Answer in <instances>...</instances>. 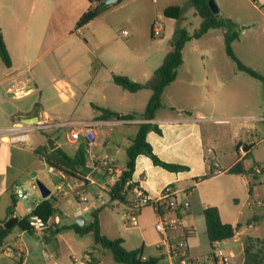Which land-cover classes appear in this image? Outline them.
<instances>
[{
  "label": "crops",
  "instance_id": "crops-1",
  "mask_svg": "<svg viewBox=\"0 0 264 264\" xmlns=\"http://www.w3.org/2000/svg\"><path fill=\"white\" fill-rule=\"evenodd\" d=\"M4 1L0 0V15H2L0 32L10 55L11 65L9 67L0 65V127L10 126L15 121H23V118L28 117H36V121L49 126L33 131L26 147L0 144V180L3 183V190L12 189V185L14 187L15 184H18L15 183L17 179L27 180L25 178L26 171L34 170L33 172L36 173L37 177V169L39 168L38 171L44 170V167L56 176L55 182L64 179L65 182L63 180L61 182L72 188H78L81 183H84L83 180L66 176L58 170H50V167L33 152V149L38 145H47V140L51 137L56 147H61L70 155L74 154L77 146L71 149L60 142V135L63 132H65L66 140L69 143L74 142L68 139L71 126L59 127L54 125L65 121H88L93 124L95 136L91 150L94 149V152L90 151V154H88V165H92L93 162L97 165L101 157L109 155L112 157L114 165L119 169H123L127 161L126 148L130 143V139L137 132L138 123L143 120L140 118H100L98 110L93 105L111 107L110 101L113 93L117 92L112 81L114 69L119 72L123 71L118 68L121 67L120 59H128L131 62L135 60L134 65L140 71L142 66L137 62L141 51L138 49L137 53L130 54L129 48L131 46L127 41H122L125 45H121V43L109 45L112 39L109 41L103 40L96 34L98 42H95L96 45L94 46L91 40L84 36V30L88 29L93 23L94 28L95 20L105 13L75 30V22L90 5L89 0H54L50 5H47V0H42L35 14L30 12L26 15L25 11L22 12V6L19 5L18 1L15 2V5H7ZM194 14H197L196 11ZM184 18V15H182L180 19L183 20ZM94 29L95 31H103L101 27ZM212 30H208L196 39L208 36ZM244 31L245 26H243L239 35ZM91 35L93 37L94 32ZM188 42L185 43L182 49V63L177 69L176 78L164 88L161 107L156 111L154 118L149 120L158 126L160 132L150 130L146 134V140L160 159L170 163L186 165L188 168L181 171H169L153 164L148 156L139 154L135 159L131 181L150 199L159 198L163 187L171 184L176 191V201L179 204L188 203L186 209L179 207L177 213L182 219L183 226L191 227L193 229L191 236H195V218L203 216L202 210L209 205L218 207L223 222L232 225L240 223L237 216L231 220L233 215L230 212L226 213L224 217L220 204L215 200H209L211 199L209 194L202 190L197 191V186L199 183L205 182L218 174H225L226 170L242 156L238 155L235 148L234 157L224 167L220 166L217 161L221 156L215 150V141L205 142L199 119L191 114V110L194 109L192 98L198 92L199 86L193 82H187L189 78H196L195 73L190 72L186 65L184 49ZM170 46H172V41ZM208 58L210 57L208 56ZM220 61L225 63V71L228 73V77L230 75L238 76V71L235 69L232 60L231 63L223 58ZM142 75V77H147L146 72ZM131 77L142 83L152 79L143 78L147 80H140L142 78ZM151 93V88H145L134 93L128 92V95L123 93L122 96L127 100L128 108L126 112L118 113H141ZM95 99H99L100 102ZM87 106H90L93 110L91 118L84 119L73 116L78 108ZM105 125L119 126L117 129L119 138L116 140L109 139L102 143L95 141L99 133L98 127ZM77 126L79 125L77 124ZM80 142L82 143L83 140ZM119 153L122 156L124 154L125 158L119 160L116 156ZM24 156L27 158V163H22V166L19 167L18 163ZM217 166H219V170L216 173L215 168ZM94 171L100 172L98 168H95ZM210 171L213 173L212 176L195 180V178H200ZM39 179L45 183L43 174L39 175ZM101 181L95 179L94 183H89L87 187L84 186L86 199L83 200L86 201L90 196L92 199L87 208L95 209L99 207L96 214L101 232L104 235L108 233L106 236L109 238H121L123 246L128 250L141 248L144 258L146 256L160 257L159 264L165 260L172 264L173 261L167 255L163 237L154 228L157 218L153 208L150 205L141 207L137 215V224H130L123 215L128 210L127 205L117 200H110L107 192L108 188L101 186ZM11 193L15 196L16 201V195L12 191ZM70 194H72V191H70ZM72 195L74 196V194ZM74 197L78 199L76 196ZM12 202V198L10 202L7 200L2 202L0 220H7L11 216L21 217L15 210L16 203L13 214L7 217L6 208ZM58 208L61 214L56 215L59 220L57 226L55 225L41 232H57L58 227L66 225L61 221L64 216L68 217L69 215L63 211L59 203ZM83 211L82 208L77 207L72 211V216L78 219L83 216ZM186 213L188 215L187 220L185 219ZM118 215L122 217L124 226L128 227L129 225L133 229H138V231L122 228L118 223ZM91 219L90 213L89 221ZM84 220V224L89 222L86 218ZM139 225L140 229L137 227ZM251 225L249 224L248 227ZM246 228L247 226H242L231 238L235 244L226 248V251L233 252L232 257L240 253L241 262L239 264L242 263V238L246 235ZM60 231L58 233L62 236ZM150 231L152 235H149ZM36 232L38 231L33 234ZM24 233L28 232L19 230L20 235H24ZM180 233L181 228H178L168 233V236L175 238ZM43 237L46 238L45 235ZM97 247L98 245L95 246V249ZM150 247L154 248V252L146 250ZM22 249L25 250L22 246L10 245L5 253L10 258L8 264H19L22 258L20 256ZM85 252L91 254V260H94V264H96L99 259L94 250L85 249L81 252V255ZM56 255L55 257H57ZM46 257V259H43L44 264H58L54 256L46 254ZM73 257L77 256L72 255L71 259ZM27 262L28 257L21 261V264H27ZM99 263H101V260H99ZM90 264L92 263L90 262Z\"/></svg>",
  "mask_w": 264,
  "mask_h": 264
},
{
  "label": "rangeland",
  "instance_id": "rangeland-1",
  "mask_svg": "<svg viewBox=\"0 0 264 264\" xmlns=\"http://www.w3.org/2000/svg\"><path fill=\"white\" fill-rule=\"evenodd\" d=\"M17 1L22 6V12L25 11L26 15L30 12L35 14L42 0H5L4 2L7 5H15ZM52 2L54 0H47V5ZM215 2L221 16H228L237 23L239 33L245 26V31L232 42L233 52L242 63L264 76V0H215ZM174 4L182 6V15L185 17L183 20L163 16V8ZM194 12L189 0H156L155 2L152 0H120L112 4L103 16L95 20L94 28L101 27L103 31H95L93 23L84 30V36L89 38L94 46L95 42H98L96 38L98 36L107 41L112 39L109 45L117 43L123 45L122 41H127L131 46L130 54L137 53L139 49L141 55H138L137 63L142 66L140 71L134 65L135 60L131 62L128 59H120L121 67L118 68L123 71L119 72L114 69V72L127 75L132 80L134 79L131 76L147 80L143 78L151 79L153 77L154 69L161 64L163 57L171 49L173 32L180 27L191 33L199 27L201 18ZM1 20L2 15H0V22ZM154 24L161 28L159 34L152 33ZM92 32H94L93 37ZM184 56L189 71L194 72L196 77L187 79V82H193L199 86L198 92L192 98L194 109L191 110V114L199 119L205 142L215 141V150L221 156L217 161L220 166L224 167L234 157L235 144L238 142L252 144L250 153L243 158V165L247 170L245 174L234 175L228 172L218 174L199 183L197 191L202 190L209 194V198H211L209 200L218 202L224 217L226 213L230 212L233 215L231 220L237 216V220L243 226H247L246 221H249L253 212L264 215V83L242 71H238V76L230 75L228 77L225 63L220 61L223 58L231 63V59L224 49L221 28L213 29L208 36L201 39L192 38L189 40L184 49ZM0 65L2 67L4 65L1 59ZM144 72L147 77H142ZM113 87L117 92L113 93L110 101L111 107L103 108L126 112L128 102L122 95L123 93L128 95V92L115 84ZM95 100L100 102L99 99ZM92 111L90 106L80 107L73 116L89 119L93 116ZM97 112L102 113L101 110ZM118 127L116 125L99 126V133L95 141L102 143L109 139H118ZM82 140L85 142L84 139L79 138L73 143H69L66 140L65 132L60 135V142L71 149L78 146ZM27 145L28 142L23 146ZM91 151L94 152V149ZM116 156L119 160L125 158V155L122 156L121 153ZM22 163H27L25 156L19 161L18 166L21 167ZM218 168L219 166L215 168L216 173ZM38 169L37 177L39 178L40 174L44 175L45 183L51 190V194L57 197L60 207L69 215L68 217L64 216L61 223L70 225L76 222L72 211L77 207L84 210L82 217L89 221L92 209L87 208V205L92 198L89 196L86 201L76 199L70 194V189L66 184H64V196L59 195L56 186L61 180L65 182L64 179L55 182L56 176L53 175V172H48L45 167L44 170L38 171ZM33 171H26L25 178L27 180L17 179L15 182L28 193L25 199L16 197L15 210L21 217L27 214L28 208H33L42 199L31 176ZM33 183L34 185H32ZM2 184L0 180V206L4 200L11 201V191L13 192V185L12 189L3 190ZM249 190L251 191L249 192ZM118 216V223L122 228L138 231L129 225L128 227L124 226L122 217ZM185 219H188L187 213ZM195 219L196 233L195 236H191L187 240L188 254L195 258L204 257L199 260L198 264H210L213 250L205 234L203 216ZM137 227L140 229V225ZM58 232L38 231L35 234L20 235L17 227L12 228L0 245V264H8L10 258L5 253L10 245L25 248L24 254L27 252L25 258L28 257L27 264H44L43 259L47 258L46 254L54 256L58 264H74L71 256L79 257L85 249L94 250L97 258L101 260V263L98 260L96 264H117L109 249L100 246L96 249L93 247L91 233L80 235L70 228L61 230L62 236ZM246 234L264 238V217L260 222H252L251 226H247ZM149 235H152L151 231ZM234 244L232 239H228L223 241L220 247L226 250ZM146 250L154 252L153 247ZM240 262L241 255L238 253L235 257L229 258L228 264H239ZM161 264L169 263L165 260Z\"/></svg>",
  "mask_w": 264,
  "mask_h": 264
},
{
  "label": "trees",
  "instance_id": "trees-1",
  "mask_svg": "<svg viewBox=\"0 0 264 264\" xmlns=\"http://www.w3.org/2000/svg\"><path fill=\"white\" fill-rule=\"evenodd\" d=\"M90 5L88 8L79 16L76 20L74 29L81 28L91 20L100 16L104 13L112 4L105 3V0H89ZM120 1V0H119ZM192 7L195 9L196 13L200 16L201 22L197 29L189 33L186 29L178 28L174 31L172 37L171 49L165 54L161 64L154 69L153 77L147 82H138L129 78L127 75L112 73V81L114 84L120 86L122 89L128 92H138L145 88H151L152 93L147 101L144 110L141 113L130 112V113H118L111 111L109 109L103 108L101 106L93 105L97 110H101L100 118H114L119 119H135L140 118L143 121L138 123V129L136 134L130 139V143L126 148L127 161L125 167L121 169V173L117 180L112 183L107 189L108 196L110 200H117L127 205V209L133 208V184L131 181L132 172L134 170L135 159L137 155L144 154L148 156L153 164L158 165L169 171H181L186 170L188 167L186 165L176 164L166 162L160 159L152 150L150 143L146 140V134L150 130L160 132L158 126L151 123L149 120L154 118L156 111L161 107V98L164 88L176 78L177 69L182 63V49L185 43L192 38H199L205 32L215 28H221L223 32V43L224 49L228 57L234 63L235 69L237 71H242L252 76L255 79L264 83V76L258 73L253 68L242 63L232 49V42L239 37L238 25L229 17H223L219 13L214 14L208 4V0H189ZM163 16L168 18L179 19L183 14V8L181 5L174 4L168 5L163 8ZM0 59L5 66L9 67L11 65L10 55L6 48V44L3 40L2 34L0 32ZM235 144V148H237ZM246 149V154L242 156L235 164L226 170L228 173L232 174H245L247 170L243 165V158L250 153V148L252 144H243ZM33 152L42 159L49 167H53L55 170L62 172L66 176H70L75 179L83 180L84 186H89V182L86 179L87 175L94 177L92 174H87L82 171V167L88 162V152L87 143H80L74 154L70 155L64 151L61 147H56L54 149H49L47 145H38L33 149ZM213 173L210 171L200 178H195V180H202L212 176ZM95 178V177H94ZM103 180V173L100 174L98 178ZM131 181V183H130ZM250 192V190H249ZM13 202L6 208L7 217L13 214L15 206V198L12 194ZM55 202V205L52 202ZM99 207L91 210V221L78 225L73 222L70 225H64L58 227L56 230H63L70 228L75 231V233L83 235L86 233H91L93 236V247L96 245L100 247L107 248L111 251L113 258L118 263L124 264H159L160 257L146 256L144 259L142 254V249H126L122 244L121 238H109L104 235L100 230V224L96 211ZM177 212L178 209L176 210ZM33 213L38 214L43 218L49 216H55L61 214L58 208L57 197L51 195L48 198H42L34 207ZM204 222H205V234L210 243V246L214 251L220 247V244L235 236V234L243 226L241 223L232 225L231 223L223 222L218 207L215 205L206 206L202 210ZM262 213H254L246 225L260 222L264 215ZM6 219L0 220V245L2 240L6 235L12 230V228L17 227L21 231H26L33 234V230L28 223V215L18 218V221L10 228H5L3 223ZM57 226V225H56ZM191 235H189L190 237ZM243 250H242V263L241 264H264V238L246 234L242 238ZM20 263V262H19ZM94 264L95 261L91 260Z\"/></svg>",
  "mask_w": 264,
  "mask_h": 264
},
{
  "label": "built area",
  "instance_id": "built-area-1",
  "mask_svg": "<svg viewBox=\"0 0 264 264\" xmlns=\"http://www.w3.org/2000/svg\"><path fill=\"white\" fill-rule=\"evenodd\" d=\"M152 1L155 2L156 0ZM160 31L161 28L159 27V25L154 24L152 26L153 34H159ZM77 124L79 126H77ZM54 125L59 127L71 126L68 137L69 141H75L79 138H83L87 143V152L90 154L91 146L95 136V130L91 122L65 121L56 123ZM48 126L49 125L39 121H35L34 123L15 121L10 126L0 127V144L23 146L30 141L31 133L33 131L43 129ZM236 151L240 156L246 154V149L242 143L238 144ZM92 166L94 169L98 168V170L103 173L104 179L101 181V186L106 188H109V186L117 180L121 173V169L117 168L114 165V161L109 155H104L103 157H101L97 165L93 162ZM50 170H54V168L50 167ZM86 179L89 183L95 182V178L90 175H87ZM82 185H84V183H81V186ZM81 186L78 188H72L69 186V189L70 191H72V194H74V196H76L79 200H85L86 191ZM56 188L58 194L64 195L65 190L63 182L58 183ZM13 192L17 198L25 199L28 196L27 191H25L20 184L14 185ZM132 192L133 208L125 211L123 213L124 217L128 219L130 224H137V215L139 209L143 206L150 205L153 208L157 218L154 228L160 235H162L163 242L165 243L167 248V255L173 261L172 264H198L199 260L204 259V257H191L188 254L187 240L189 235L193 234V229L191 227L183 226L182 219L176 211L179 207L186 209L188 207V203L184 202L179 204L176 201V191L171 184H167L163 187L160 192V196L157 199H150L134 184ZM35 206L36 204L34 205V207ZM34 207L28 208L26 214L28 215L29 226L33 230L43 231L58 224L59 220L56 215L43 218L38 214L33 213ZM178 228H181V233L175 238H170L168 236V233ZM21 251L22 252H20V256L22 257L21 261H23L25 259L24 249H22ZM233 255V252L230 250L226 251L223 248H218L211 255L210 264H228L229 258ZM91 259V254L89 252H85L79 257H73V262L76 264H90ZM21 261L19 264H21Z\"/></svg>",
  "mask_w": 264,
  "mask_h": 264
},
{
  "label": "water",
  "instance_id": "water-1",
  "mask_svg": "<svg viewBox=\"0 0 264 264\" xmlns=\"http://www.w3.org/2000/svg\"><path fill=\"white\" fill-rule=\"evenodd\" d=\"M118 1L119 0H105V3L111 4V3H116ZM208 4H209V7H210L211 11L214 14H218L219 13V9H218V6H217L215 0H208ZM35 118L36 117H28V118H23L22 120H23L24 123H34L36 121ZM47 146H48L49 149H54L56 147V145L54 144V142H53L51 137L47 140ZM82 171H84L87 174H92L95 178H98L100 176V172L94 171V168H93L92 165L85 164L82 167ZM31 176L34 179L35 185L37 186L41 197L43 199L50 197L51 196V190L47 187V185L42 180H40L38 177H36V173L35 172H32ZM52 204L54 205V201L52 202ZM17 221H18V217L17 216H11L3 223V226L5 228H10ZM84 222H85V220L82 217L76 219V223L78 225H83Z\"/></svg>",
  "mask_w": 264,
  "mask_h": 264
}]
</instances>
